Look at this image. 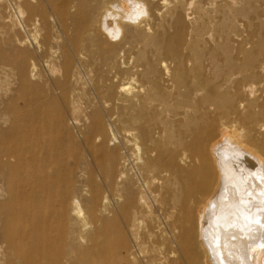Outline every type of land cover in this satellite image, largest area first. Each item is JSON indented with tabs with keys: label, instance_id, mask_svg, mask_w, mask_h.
Instances as JSON below:
<instances>
[{
	"label": "bare ground",
	"instance_id": "obj_1",
	"mask_svg": "<svg viewBox=\"0 0 264 264\" xmlns=\"http://www.w3.org/2000/svg\"><path fill=\"white\" fill-rule=\"evenodd\" d=\"M12 1L50 71L81 61L104 112L87 138L121 154L101 205L129 238L104 264H264V0ZM15 28L0 10V36ZM63 215L54 264H99L80 250L107 228L75 200Z\"/></svg>",
	"mask_w": 264,
	"mask_h": 264
},
{
	"label": "rangeland",
	"instance_id": "obj_2",
	"mask_svg": "<svg viewBox=\"0 0 264 264\" xmlns=\"http://www.w3.org/2000/svg\"><path fill=\"white\" fill-rule=\"evenodd\" d=\"M12 2L2 0L0 5L16 24L8 38L0 36V264H54L60 257L63 261L66 246L58 235L63 225L70 227L63 213L73 200L83 214H94L99 227L107 228L111 245L99 233L89 235L80 250L89 261L104 264L122 249L120 237L129 238L111 223L112 207L104 212L101 205L104 197H111L107 175L121 154L113 152V145H101L95 134L87 138L88 125L104 112L81 61L58 51L51 59L55 70L50 71L45 66L49 53L35 49ZM44 29L57 32L53 25L40 33ZM15 40L25 43L17 45ZM21 49L29 53L24 62L18 56ZM159 232L154 230L155 240L164 246Z\"/></svg>",
	"mask_w": 264,
	"mask_h": 264
}]
</instances>
